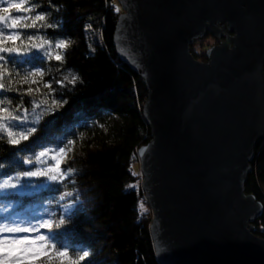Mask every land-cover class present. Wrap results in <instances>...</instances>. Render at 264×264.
Here are the masks:
<instances>
[{
	"label": "water",
	"instance_id": "1",
	"mask_svg": "<svg viewBox=\"0 0 264 264\" xmlns=\"http://www.w3.org/2000/svg\"><path fill=\"white\" fill-rule=\"evenodd\" d=\"M118 2L116 51L147 91L138 155L158 260L264 264V203L246 191L264 141V0Z\"/></svg>",
	"mask_w": 264,
	"mask_h": 264
},
{
	"label": "trees",
	"instance_id": "2",
	"mask_svg": "<svg viewBox=\"0 0 264 264\" xmlns=\"http://www.w3.org/2000/svg\"><path fill=\"white\" fill-rule=\"evenodd\" d=\"M25 7L35 8L28 13H12L32 17L43 14L45 21H37L35 28L14 29L21 32L20 47L51 41L53 58L49 60L44 49H33L17 70L24 75L25 69L41 67L45 75L36 77V84H16L18 90L6 91L2 100H11V107L22 105L31 109L32 100L52 99L67 101L53 115H46L38 131L20 146L0 140V163L9 175L29 169L21 157H30L40 145L53 147L61 140H75L71 159L65 167L77 171L63 182H50L34 195L11 191L0 195V200L15 202L14 208H24L23 215L31 216L34 202L59 201L64 191H70L77 199L74 211L67 223L58 231L59 240L80 246L91 255L82 264H161L156 256L150 232L152 213L145 202L140 186V168L137 148L152 137L143 116V103L147 96L140 76L119 58L114 43V27L123 10L118 0H28ZM119 11H116V8ZM31 23V19L25 21ZM56 25L46 27L45 25ZM9 31H6L8 34ZM28 36L34 37L29 41ZM70 41L67 49L55 48L60 40ZM6 46H12L9 41ZM192 52L197 57L195 48ZM33 53H39L34 55ZM64 56L63 61L55 55ZM202 58H206L203 54ZM11 71L12 63H8ZM131 80L124 82V73ZM79 77L75 84L56 83L65 75ZM14 82V81H13ZM51 83L52 92L44 84ZM28 87L39 89L32 95ZM11 110V109H10ZM22 129H14L19 132ZM81 133L83 137H81ZM16 147L24 150L17 152ZM34 170V169H32ZM6 178V176L4 177ZM31 178H25L28 180ZM264 141L258 145L253 161V172L246 181V191L264 203ZM3 203V201H0ZM143 203L142 211L139 205ZM58 213L60 210H56ZM43 214H36L41 217ZM256 233L264 236V211L255 221ZM71 251V250H70Z\"/></svg>",
	"mask_w": 264,
	"mask_h": 264
},
{
	"label": "snow or ice",
	"instance_id": "3",
	"mask_svg": "<svg viewBox=\"0 0 264 264\" xmlns=\"http://www.w3.org/2000/svg\"><path fill=\"white\" fill-rule=\"evenodd\" d=\"M27 3L28 0H0V96L5 95L6 91L18 90L15 88L16 84H36V77L43 78L45 72L41 67L33 66L30 69H25L24 75H21L17 70L22 67V63L29 62L25 58L33 49H44L47 44L50 47L45 50V55L49 60L53 58L48 54L51 51V41L43 40L42 43L32 44L31 47H20L15 44L17 40H21L20 31L6 34L8 29L35 28L37 21H45L46 17L43 14H36L32 17L12 15L13 11L16 13L35 11L34 7H25ZM116 11H119L118 7ZM29 19H31V23H26L25 21ZM45 26L56 27V25L50 24ZM27 39L31 41L34 37L28 36ZM9 41L12 42V46H6ZM23 43L21 40V44ZM70 43L68 40L60 39L55 43V48L67 49ZM33 54L38 55L39 53ZM54 58L57 61H63L64 56L57 53ZM9 61L12 63L11 71L8 67ZM78 81L77 75L69 73L56 83L60 85L65 82L75 84ZM44 87L49 92L53 91L51 83L44 84ZM26 92L32 95L34 92H39V89L28 87ZM66 103L67 101L62 99H52L51 103L48 99L40 101L33 99L31 109H23L21 112L22 105L12 108L11 100L0 99V134H7L8 145L20 146L22 141L27 142L30 137L34 136L46 115H53ZM14 129L22 130L16 132ZM81 137H83L82 133ZM3 139L5 137L0 135V140ZM75 143V140L66 142L61 140L53 147L40 145L39 152L33 150L32 156L21 157L22 162L31 167L16 172L15 175L3 172L2 170L6 166L0 163V190L6 193L8 190L18 191L25 187H38L41 184L51 186L50 182H63L71 178L77 170L71 167L64 168L62 165L71 159L69 153L73 151ZM15 150L19 152L24 149L16 147ZM5 176L6 178H4ZM33 177H42L44 180L37 181L36 185H33L30 179L25 180V178ZM71 195V193H65L60 197V201L65 197H71ZM60 201L55 202L56 209H61ZM76 203L79 202L64 204L58 213L56 210L49 211L53 207L49 202L45 209V216L33 217L27 221L12 218L11 214L0 217V264H82L86 258L90 257V251L80 246L62 243L57 231L67 223L66 217L70 218ZM0 207L5 206L0 205ZM139 207L142 211L144 210L143 203Z\"/></svg>",
	"mask_w": 264,
	"mask_h": 264
},
{
	"label": "rangeland",
	"instance_id": "4",
	"mask_svg": "<svg viewBox=\"0 0 264 264\" xmlns=\"http://www.w3.org/2000/svg\"><path fill=\"white\" fill-rule=\"evenodd\" d=\"M12 15H16V13L15 14L12 13ZM8 31L10 33L12 31H14V29H8ZM217 42H218V40L213 35H209L208 34L203 39L197 40L192 45V48H195L196 49V51L198 53V55H196L197 58L198 59H201V60H204V58H202V56H203V54L205 55L206 49L208 47H210L211 45L216 44ZM130 80H131V75L128 74L127 72H125L124 73V82L130 81ZM52 162L54 163V161H52ZM37 167H39V165H37ZM62 167L66 168L65 165H62ZM30 180H31V183L33 185H36L37 181H42V180H44V178H42V177H33ZM139 182H140L139 184L141 186V178H140V181ZM43 186H45V185L41 184L38 187H25V188L20 189L18 191H21V192L26 193V192H29V191H33V190L39 189V188H41ZM261 187L264 190V183L261 184ZM11 191H13V190H8L7 192H11ZM65 193H70V191L64 192V194ZM1 194H5V192L2 191V190H0V195ZM64 194L62 196H64ZM70 198L71 197H65L64 204H73L74 202H72L70 200ZM0 201H3V203H0V205L5 206V207H0V217H3L5 215H7V214H11L12 218L23 219L25 221H27L29 219H32L33 217L40 218V217L36 216V214H40L41 213V214H43L42 216H45V209L48 206V204L46 202H44L43 204L35 205V206L33 205L34 206V207L32 206L33 207L32 208L33 209V212L31 214V216L27 217L26 215H23L22 214L23 211H24V208H14L15 202H13V201H4L3 199L0 200ZM145 202H146V204H148L147 206L150 208V210H152L151 207H150V205H149V203H148V201L146 200V198H145ZM63 205H62V207H63ZM49 211H51V209H49ZM33 222H35V221H33ZM42 231H46V230H42Z\"/></svg>",
	"mask_w": 264,
	"mask_h": 264
},
{
	"label": "bare ground",
	"instance_id": "5",
	"mask_svg": "<svg viewBox=\"0 0 264 264\" xmlns=\"http://www.w3.org/2000/svg\"><path fill=\"white\" fill-rule=\"evenodd\" d=\"M123 11H125L126 12V10H122L121 12H123ZM209 35H212V34H209ZM205 56H206V54H205ZM206 59V58H205ZM144 116V115H143ZM152 133V132H151ZM152 138V137H151ZM150 138V139H151ZM140 147V146H139ZM139 147L137 148V155H138V149H139ZM138 163H139V168H140V158H139V155H138ZM140 173H141V179H142V176H143V173H142V171H141V169H140ZM44 187V186H43ZM43 187H41V188H39V189H36V190H33V191H29V192H26L25 193V195H28V196H31V195H34V193H38V192H40V190L41 189H43ZM142 189V188H141ZM64 192H67V191H64ZM64 192L60 195V197L64 194ZM142 192L144 193V191H143V189H142ZM144 196H145V194H144ZM70 200L72 201V202H77L78 200L77 199H73V197L71 196V198H70ZM59 201H60V199H59ZM64 200H62V201H60V205H61V208H62V205L64 204ZM44 202H42V204H43ZM47 203V202H46ZM39 204H41V203H39V202H34L33 203V205L35 206V205H39ZM77 204V203H76ZM32 205V206H33ZM33 206V207H34ZM32 207V208H33ZM75 209V208H74ZM74 209H73V211H74ZM52 210V209H51ZM54 210H61V209H54ZM151 213H152V210H151ZM153 214V213H152ZM151 222V221H150ZM154 243V242H153Z\"/></svg>",
	"mask_w": 264,
	"mask_h": 264
}]
</instances>
